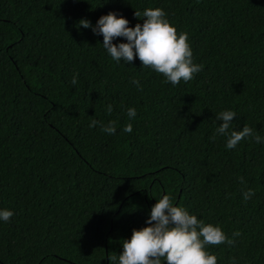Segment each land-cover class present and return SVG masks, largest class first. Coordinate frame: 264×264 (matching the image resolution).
<instances>
[{"label":"trees","instance_id":"trees-1","mask_svg":"<svg viewBox=\"0 0 264 264\" xmlns=\"http://www.w3.org/2000/svg\"><path fill=\"white\" fill-rule=\"evenodd\" d=\"M155 7L188 35V82L115 63L79 24ZM226 109L264 137V0H0V264H113L162 195L232 239L207 246L217 264H264V145L210 139Z\"/></svg>","mask_w":264,"mask_h":264},{"label":"clouds","instance_id":"clouds-1","mask_svg":"<svg viewBox=\"0 0 264 264\" xmlns=\"http://www.w3.org/2000/svg\"><path fill=\"white\" fill-rule=\"evenodd\" d=\"M134 15L143 22L132 27L128 26L126 18L111 11L101 15L94 26L85 19H81L79 24L83 28H91L94 35L102 36L103 50L115 63L129 65L135 57L141 67L161 74L164 81L172 86L181 81H190L201 71V65L193 62L187 33H177L162 8H145L142 12L135 11ZM117 37L125 42L114 44ZM70 83L73 86L77 84L76 75H73ZM131 83L140 87L139 81L135 79ZM112 110L111 104L105 108L107 113ZM125 114L131 121L137 115L136 109L127 107ZM234 117L236 113L227 109L215 114V121L220 123H216L210 139L223 137L227 150L235 149L249 137L255 143L264 145V137L246 125L239 131L233 130L231 125ZM94 126H99L100 131L109 136L117 132L111 120L101 125L98 120L92 119L88 127L91 129ZM121 131L131 133L132 124H125ZM241 195L247 201L254 193L252 189H247ZM13 215L11 209L0 208V223H7ZM145 225L133 229L130 239L122 241L121 253L111 258L113 264H217L216 256L206 250L207 246L233 242L218 225L205 223L184 207L174 205L168 195L155 199ZM238 235L239 232L233 233V236Z\"/></svg>","mask_w":264,"mask_h":264}]
</instances>
